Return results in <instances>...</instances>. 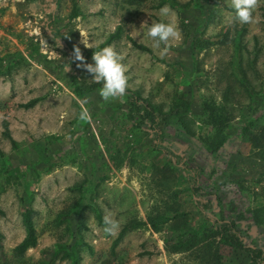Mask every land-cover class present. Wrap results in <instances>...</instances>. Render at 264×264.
Segmentation results:
<instances>
[{
  "label": "rangeland",
  "instance_id": "obj_1",
  "mask_svg": "<svg viewBox=\"0 0 264 264\" xmlns=\"http://www.w3.org/2000/svg\"><path fill=\"white\" fill-rule=\"evenodd\" d=\"M164 6L175 17H161ZM255 14L259 23L241 24L230 0H0V264H255L215 233L234 223L246 245L264 244V0ZM171 19L182 38L161 58L147 30ZM117 30L105 47L124 56L128 88L164 114L159 149L125 96L71 89L68 53L78 47L94 63ZM214 136L225 140L212 153L202 141ZM26 209L37 245L16 257ZM97 212L119 221L116 235ZM156 214L171 220L155 233Z\"/></svg>",
  "mask_w": 264,
  "mask_h": 264
},
{
  "label": "trees",
  "instance_id": "obj_2",
  "mask_svg": "<svg viewBox=\"0 0 264 264\" xmlns=\"http://www.w3.org/2000/svg\"><path fill=\"white\" fill-rule=\"evenodd\" d=\"M78 16L77 12V5H73L71 18H76ZM120 37L119 30L115 31L113 34H111L107 40L102 44L101 47H105L112 41L118 39ZM132 42V45L140 50H147L142 45L136 44L135 42ZM80 61H76L73 58V52L68 53V65L74 72L73 82H72V91L73 93L79 97L82 98L85 95H88L90 93L95 92L98 90V87H102V84H95L92 82L91 75L83 68L77 67V64H80ZM84 63H90L87 62L84 58ZM41 99L35 98L27 103L20 104L19 107L29 109L34 107ZM126 104L128 107V111L130 112V115L132 119H135L137 117V121L141 124L148 125L149 130L152 134V142L154 149H159L161 146V143L163 142V135H164V129L166 126L165 117L162 113L161 109L150 102L149 99L142 97L138 92L132 91L129 88H127V92L125 95ZM209 112L206 111V115ZM217 112L221 113V109L215 108L214 110H211L210 115H207L208 119L210 120V123H215L217 126V122H220V115L217 114ZM3 132L2 135L6 138H8L12 144L13 151L19 153V147H17V143L12 139L10 130H9V122L4 119L1 122ZM224 138L217 139L215 136L212 139V142H209V138L206 140H203L202 143L206 147V149L209 152L215 153L217 152L221 146L224 143ZM257 138L254 139L255 145L257 146L256 142ZM12 160H16L15 158H11ZM3 215V211L0 208V217ZM33 215L34 212L32 209H26L25 212L22 214V225L24 227L25 235L24 238L21 240V242L16 245L13 248V253L16 257H22L29 249L34 248L37 245V234L33 223ZM96 219L98 223L102 226H105V223L103 218L101 217V214L97 212ZM171 220L170 217L164 214H156L152 217L148 218V223L150 225V228L153 232H160L163 225H166ZM259 221V220H258ZM256 221L257 225L262 224L261 221ZM264 223V222H263ZM141 225L139 222H134L125 225L116 238L112 241L111 244V250L113 251L119 243L122 241L124 236L131 230L136 229ZM264 226V224L262 225ZM216 235L220 236L224 242H226L227 245L232 247L233 249L242 251L246 253L252 262L255 264H264V244H260L259 246H248L244 243V241L241 239V237L238 234L237 228H235L234 223H231L230 225L224 226L222 229H216ZM167 243V241L165 242ZM185 246L180 245H174L171 247L172 252H180L182 250H185ZM0 250H2V234L0 232ZM72 264H79L78 261L74 260Z\"/></svg>",
  "mask_w": 264,
  "mask_h": 264
},
{
  "label": "clouds",
  "instance_id": "obj_3",
  "mask_svg": "<svg viewBox=\"0 0 264 264\" xmlns=\"http://www.w3.org/2000/svg\"><path fill=\"white\" fill-rule=\"evenodd\" d=\"M231 7L235 10L236 19L241 24L259 23L260 18L255 13L261 6V0H230ZM161 17H175V13L168 7L160 9ZM147 37L152 41V47L159 50V55L164 58L172 42L180 41L182 33L175 19L168 22H156L151 24L147 30ZM86 47V46H85ZM57 56V55H56ZM57 58H59L57 56ZM73 58L80 61L77 67L83 68L91 75L92 82L102 84L98 90L100 97L105 102L122 99L127 92L128 77L126 75L128 67L122 61L124 56L118 53L113 47H104L93 52L92 61L94 63H84V57L80 48L74 47ZM67 65L65 72L69 71ZM81 120H89V114L85 111L80 114ZM105 227L103 231L108 235H116L120 224L119 221L105 217Z\"/></svg>",
  "mask_w": 264,
  "mask_h": 264
}]
</instances>
